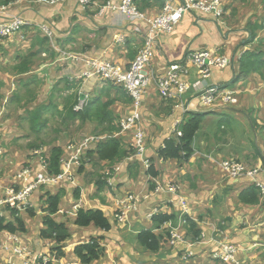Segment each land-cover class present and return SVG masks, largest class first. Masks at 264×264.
Masks as SVG:
<instances>
[{"label":"crops","instance_id":"1","mask_svg":"<svg viewBox=\"0 0 264 264\" xmlns=\"http://www.w3.org/2000/svg\"><path fill=\"white\" fill-rule=\"evenodd\" d=\"M89 1V6H86L80 0L57 3L20 0L9 8L10 15L31 22V26L0 43V202L10 189H20L33 181L40 170L41 158L38 155L41 153L36 152L42 150L49 155L55 146L54 139L45 143L42 138L47 134V127L34 128L33 117L37 109H42L43 119L50 118L54 113L50 110L51 103L59 104L62 111L64 101L77 93L78 103L100 97L112 102L109 110L115 122L120 123L121 118L131 112L132 103H128L121 87H113L97 76L85 77L90 71L85 59H102L128 69L145 46L149 24L106 8L108 3L119 6L121 0ZM164 3L165 0H146L137 8L152 18L162 12ZM224 9L220 18L197 10L189 12L173 31L161 35L154 46L152 70L155 75L158 78L164 76L172 65H186L188 55L193 52H217L231 59L241 51L264 52V0H229ZM7 19L0 16V22ZM120 38L121 41L118 40ZM64 53L79 55L81 59L68 60ZM236 65L214 70L205 80L199 78L195 67L188 65L190 69L186 79L198 87L184 97L185 103L192 111L217 116L209 120L204 144L200 140L197 144L196 135L195 153L188 161H163L157 156L164 140L174 136L177 122L181 124L185 116L174 109L170 101L160 97L156 83H153L147 89L143 102L145 156L133 155L115 164L120 171L112 176V184L102 192L97 191V179L90 174L88 167L77 174L74 183L64 182L37 189L31 199L35 215L31 217L24 210L20 212L26 222V233H17L20 241L11 242L9 232H0V264H9V261L23 264L13 253L15 247L26 249L31 258L39 253L52 252L54 242L40 237L44 226L43 208L46 207V194L55 195L60 190L64 198L60 202L59 213L53 218L67 223L71 238L65 243V256L57 259L52 255V264H81L74 254L75 247L102 236L106 255L92 264H264V195L259 190L260 202L244 203L239 195L253 184L245 178L232 180L215 163L236 159L249 166L264 165V88L261 87L264 72L235 82ZM208 86L232 87L238 92L239 104L227 105L219 99L211 107L204 106L199 93ZM250 112L254 113L253 118H250ZM215 124L218 128L214 131ZM97 127L95 121L83 124L77 120L69 127L61 128H72L70 134L73 135L81 133L71 143L77 144L89 136L97 137L89 149L94 151L108 136L94 134ZM247 128L257 130L256 150L236 145L238 142L241 146L246 144L243 138L248 133ZM121 138L124 147L131 148L134 134L127 133ZM69 143L58 146L65 149ZM147 162L154 163L157 171L162 172L153 180L154 183L160 182L163 174V182L168 180L181 186V194L189 204V216L203 233L199 241H193L186 232V224L183 223L186 216L181 215L171 194L151 190V177L145 170ZM102 165L109 164L103 162ZM167 167L174 169L172 176ZM257 179L264 184V172ZM77 193L79 199H75ZM130 194L138 199L136 206L128 205L126 222L118 224L114 218L115 203ZM79 208L101 209L113 224L112 229L105 232L93 226H76L75 214ZM155 209L177 215L178 221L172 227L178 228L183 244L173 247L166 243L159 253L146 252L139 247L137 235L154 227L150 214ZM6 216L7 219L12 218L9 213ZM164 228L156 232L162 233ZM222 244L236 248L234 261L226 263L213 259V254L220 251ZM187 251L192 254L189 260L184 259Z\"/></svg>","mask_w":264,"mask_h":264},{"label":"built area","instance_id":"2","mask_svg":"<svg viewBox=\"0 0 264 264\" xmlns=\"http://www.w3.org/2000/svg\"><path fill=\"white\" fill-rule=\"evenodd\" d=\"M20 0L11 2L9 5L0 6V16L8 18L6 21L0 22V43L4 40L20 34L23 28L31 26V22L9 14V8ZM41 2L57 3L65 0H40ZM139 0H121L119 6H114L111 3L106 5V8L117 10L118 12L127 15L131 18H137L145 20L149 24V32L146 38L144 48L140 51L136 60L132 63L129 69L117 66L115 63L105 61L96 58H86L85 63L90 68V71L85 74L86 78H94L95 76L101 78L104 81L110 82L115 86L122 87L126 90L129 96L132 98L131 112L127 116L121 118L120 127L121 132L116 136L121 137L127 133H133L134 139L131 143V148L134 149L135 157L143 158L146 153V136L143 132L142 120H143V102L147 89L156 83V87L163 100L175 101L176 110L181 111L183 114L190 110L188 104H185L183 97L192 89V85L185 79L188 74V67L192 66L199 70V74L202 79H209L213 70H224L234 64L235 59H231L228 56H217L216 52L200 51L193 52L188 55L186 65H172L169 67L167 73L162 77H156L150 70L153 58H154V46L157 39L166 33H170L182 20L183 16L192 11H201L206 14H213L216 18H220L224 12V6L229 0H165L162 12L155 16L149 17L146 14L139 12L137 8V2ZM83 5L89 6V0H80ZM43 28V27H41ZM121 41L122 39H118ZM65 58L68 60L76 61L80 60L79 55L64 53ZM242 54H239L237 58H241ZM236 58V59H237ZM189 65V66H188ZM190 68V67H189ZM195 86V85H194ZM197 87V86H195ZM264 88V82L261 84ZM237 90H224L218 92L215 88L208 87L202 91L201 98L204 105L210 106L216 100H221L223 104L236 105L238 103ZM87 104L86 100L79 102L75 110L77 112L82 111ZM180 122H177L174 132L177 136H182V133L178 130ZM97 137H86L79 141L77 144L70 143L65 148V156L62 158V172L58 175H52L49 173L48 157L44 154V151H37L36 154L40 159V170L36 172L33 181L28 185L23 186L20 189L12 188L7 195L0 202V217H6L8 211L21 212L33 208L31 199L35 191L41 187L57 186L64 182L74 183L77 171L82 166H87L86 153L89 151L92 142ZM101 139V138H100ZM98 142V141H96ZM2 151L0 150V157ZM219 170L231 178L232 180H238L245 178L249 180L258 190L264 195V184H262L257 176L264 172V165L260 167L248 169L245 165L241 164L235 159H228L220 162H215ZM151 166L150 162L145 164V170L148 171ZM31 171L29 168H27ZM25 171V174L28 173ZM120 168L114 167L111 170H106L104 173L108 177H112L114 174L119 173ZM108 179L111 185V180ZM181 186L177 184L163 185L160 182L156 183V192H168L176 200L178 208L183 214H189V204L181 194ZM137 198L132 194L126 198L118 200L115 203L116 212L114 214L119 224H124L127 220L126 208L130 205L135 208ZM77 210V209H76ZM157 210L154 211L156 213ZM153 214L150 215V217ZM185 223V221H183ZM18 234H11L9 240L11 242H19ZM184 243L183 237L179 234L178 228H172L170 232V245L175 247ZM13 253L18 256L23 264H49L52 259L51 254L39 253L38 256L32 257L26 249L21 247H15ZM236 248L230 244H222L220 251H216L213 254L214 260H221L226 263L235 260ZM191 253L185 252L184 259L189 260ZM9 264H16L9 261Z\"/></svg>","mask_w":264,"mask_h":264},{"label":"trees","instance_id":"3","mask_svg":"<svg viewBox=\"0 0 264 264\" xmlns=\"http://www.w3.org/2000/svg\"><path fill=\"white\" fill-rule=\"evenodd\" d=\"M14 0H0V6L9 5ZM146 0H139L138 4H141ZM162 1V0H151ZM255 28L253 30V36L255 35ZM258 53V54H257ZM235 82L241 78H246L254 73L264 72V52H245L238 61V69ZM111 84V83H110ZM112 85V84H111ZM114 87V85H113ZM122 88V87H121ZM123 89L124 95L127 97L128 103H132L131 97ZM73 93L64 101L63 110H59L60 105L51 103V109L54 110L51 117H57V128L63 126L69 127L71 123H75L79 120L85 124L87 122L95 121L98 125L94 134L101 135L107 134L108 136L101 141L96 150L87 151V160H97L98 163H107L110 166H114L135 154L133 148L126 149L121 137L116 136L121 132L120 123L115 122V118L112 116V112L109 110L113 104L110 101H104L100 98L90 99L87 107L81 111H75L76 104H78L79 97ZM48 110V111H50ZM42 109H37L34 112V128H45L48 126L49 118L43 119ZM32 118V119H33ZM205 114L199 112H189L185 115L184 121L179 126L178 130L182 133V136H172L164 140L163 145L158 149L157 156L163 161H188L195 153L194 142L196 135L201 129V125L204 122ZM42 120V121H41ZM41 122L43 124H41ZM99 127L102 130L99 131ZM59 131V129H56ZM116 136V137H115ZM65 150L63 147L55 145L50 150L48 155L49 173L52 175H58L62 172V158L64 157ZM261 156V153H260ZM84 166L80 168V173L83 172ZM156 165H152L148 169V175L152 179H156L160 176V171H157ZM110 177L103 173V176H99L95 180V186L98 192H102L108 187V179ZM150 183L151 190H156V184L153 180ZM248 183L249 181L246 180ZM250 184V183H249ZM61 190L59 193L52 195L46 194L47 199L45 201L46 207L44 209L45 215L43 216V229L40 232L41 239L51 240L54 242V246L51 249V255L57 259H61L65 256V243L71 238L70 230L67 223L57 222L53 217L60 211L61 202ZM80 194V193H79ZM240 199L246 204H255L260 202L259 190L255 185H249L239 195ZM75 199H79L78 193ZM29 215L32 217L35 215V209H28ZM11 219L7 217H0V232L6 231L11 234L26 233V224L21 218L19 212L13 210L10 212ZM178 221L176 214H170L167 212H160L153 216L151 222L154 227L151 229H144L137 235V243L144 251L150 253H159L164 244L169 243L170 230L164 228L166 224L172 223L175 226V222ZM186 232L190 235L193 241H199L202 238V230L198 228L197 222L190 216L185 217ZM74 224L78 227H90L93 226L101 231L108 232L112 229L113 224L101 209H84L79 208L76 212V218ZM163 232H156L161 231ZM104 237L92 238L87 243L79 244L74 249V254L78 258L81 264H92L95 261L102 259L106 255V248L103 245ZM52 256V257H53ZM49 264H52V259Z\"/></svg>","mask_w":264,"mask_h":264},{"label":"rangeland","instance_id":"4","mask_svg":"<svg viewBox=\"0 0 264 264\" xmlns=\"http://www.w3.org/2000/svg\"><path fill=\"white\" fill-rule=\"evenodd\" d=\"M60 89L62 90V85H61V87H60ZM191 92H193V91H189L188 93H186V95H185V98H186V96L187 95H190V93ZM253 114L254 113H252V112H250L249 113V116H250V118H253ZM213 118H217V116L215 115V114H208V115H206L205 116V119H204V122L202 123V125H201V129H200V131H199V133H200V135H199V133H198V136H197V144H198V142H199V140H200V142L201 143H205V140H204V135L206 134L205 132H206V130L208 129V124H209V120L210 119H213ZM57 119L58 118H55V117H50L49 118V120H48V126H47V129H46V132H47V134L45 135V136H43L42 138H43V140H44V142L45 143H49L48 141H52L53 139L55 140L54 142H53V144H55V145H61L62 143H63V145L64 144H66V143H68V142H70L71 143V141L73 140V138H75V137H79V135H81V133L79 132V133H77V134H75V135H73L72 133L70 134V129L72 130V128H58L59 129V131H57L56 130V128L59 126L58 124H57ZM42 121V120H41ZM41 124H43L42 122H41ZM144 125V124H143ZM142 125V126H143ZM79 128V127H77V126H74L73 128ZM144 128H145V125H144ZM148 128H150V127H148ZM218 128V126L215 124V128H214V131L216 130ZM220 128V127H219ZM88 129H91L92 130V128H88ZM247 130V134L244 136V141L246 142V144H244L243 146H241V142H238L236 145L238 146V147H244V148H249V149H251V150H256V149H258L257 148V142H256V134H255V131H257V130H253L252 128H247L246 129ZM204 132V133H203ZM85 134H87V130H85V132H84ZM257 137H259L260 138V135L258 134L257 135ZM40 143H42L41 141H40ZM59 143V144H58ZM202 144V145H203ZM197 150V149H196ZM230 160V159H229ZM238 162H240L241 164H243V165H245L248 169H253V168H257V167H260L261 165H257V166H249V165H247V164H245V163H243V162H241V161H239V160H237ZM170 167V166H169ZM169 167H167V168H169ZM88 168H90V170H91V173L90 174H93L96 178L95 179H97L99 176H101L102 175V172H104L106 169H110L111 167H110V165H102V163H100V164H95V162H94V160L92 161V163L90 164V166L88 167ZM84 169H86V168H84ZM169 170L170 171H168L169 173H170V175H171V171L172 170H174V169H172V168H169ZM161 172V171H160ZM162 173V172H161ZM160 173V174H161ZM165 175H167V173H165ZM172 176V175H171ZM90 178V177H89ZM165 178V176L162 174V177L160 178V183L161 184H163V185H167V184H169V183H171V184H173L172 183V181H168V180H164V181H167V182H163L162 180ZM173 181H176L177 183H179L178 181H177V179H174ZM180 184V183H179ZM64 198V195H62L61 196V200ZM28 215H29V213H28ZM181 215L182 216H186L185 214H183V212L181 211ZM23 219V218H22ZM24 220V219H23ZM25 222V221H24ZM25 224H26V222H25Z\"/></svg>","mask_w":264,"mask_h":264},{"label":"clouds","instance_id":"5","mask_svg":"<svg viewBox=\"0 0 264 264\" xmlns=\"http://www.w3.org/2000/svg\"><path fill=\"white\" fill-rule=\"evenodd\" d=\"M137 6H138V2H137ZM185 16V15H184ZM183 16V17H184ZM183 19V18H182ZM215 53V52H214ZM245 52H243V51H241L240 53H238L237 54V56L239 55V54H242V56H243V54H244ZM216 54H218L217 56H222L221 54H219V53H217L216 52ZM224 56H226V55H224ZM237 56L235 57V58H233V59H235V61H234V64H232L231 66H235V64H237L236 65V67H238V61L239 60H241V58H242V56H241V58H237ZM237 58V59H236ZM154 59V58H153ZM136 60V59H135ZM134 60V61H135ZM132 65V64H131ZM131 65H130V67H131ZM152 65H153V61H152V64H151V67H150V70L153 72V70H152ZM230 66V67H231ZM129 67V68H130ZM128 68V69H129ZM229 68V67H228ZM124 69H126V68H124ZM189 67H188V74H187V76L185 77V79L188 77V75H189ZM197 69V68H196ZM227 69V68H226ZM237 69V68H236ZM198 70V69H197ZM225 70V69H224ZM199 71V70H198ZM214 71V70H213ZM154 73V72H153ZM213 73V72H212ZM154 75H155V73H154ZM157 77V76H156ZM199 78L200 79H202L201 78V76H200V74H199ZM102 80V79H101ZM187 80V79H186ZM202 80H204V79H202ZM104 81V80H103ZM188 81V80H187ZM104 82H107V81H104ZM189 82V81H188ZM107 83H110V82H107ZM190 83V82H189ZM263 83V82H262ZM261 83V84H262ZM112 84V83H111ZM191 84V83H190ZM113 85V84H112ZM192 85V89L190 90V91H194V89H197V87H198V84H191ZM197 86V87H195V86ZM115 86V85H114ZM118 87V86H117ZM208 87H210V88H215V89H217V91L218 92H222V91H224V90H235V89H232V87H226V88H220V87H217V86H208ZM208 87H206L205 89H207ZM205 89H203V90H201L200 91V93H199V97H200V99H201V101H202V98H201V94H202V91H204ZM125 90V89H124ZM126 91V90H125ZM236 91V90H235ZM129 95V94H128ZM186 95V94H185ZM185 95H184V97H185ZM184 97H183V101L185 102V99H184ZM238 97V100H239V96H237ZM132 99V98H131ZM86 100V99H85ZM171 102V106H176V102L175 101H170ZM79 104V103H78ZM89 104V101L87 102V104L85 105V107H84V109L87 107V105ZM186 104V103H185ZM202 104H203V102H202ZM237 104H239V101H238V103ZM236 104V105H237ZM204 105V104H203ZM212 105H213V103H212ZM212 105H210V106H207V105H204V106H206V107H211ZM77 106V105H76ZM234 106V105H233ZM76 108V107H75ZM83 109V110H84ZM174 109H176V108H174ZM82 110V111H83ZM76 111V110H75ZM79 112H81V111H79ZM189 112H197V111H192V109H190L188 112H186L185 114H184V116L187 114V113H189ZM199 113H201V112H199ZM202 113H204L205 115H207V113H205V112H202ZM182 124V123H181ZM180 124V125H181ZM179 125V126H180ZM179 126H178V128H179ZM174 135H175V132H174ZM177 136V135H176ZM178 137V136H177ZM70 144V143H69ZM65 150V149H64ZM65 155V154H64ZM47 157H48V155H47ZM236 160V159H235ZM152 165V164H151ZM90 166V163H89V161L87 162V166H84V168H87V167H89ZM112 169V167L110 168V170ZM107 170H109V169H107ZM79 171H80V169L77 171V174L79 173ZM106 171V170H105ZM104 171V172H105ZM103 172V173H104ZM146 173H148V171H146ZM151 177V176H150ZM110 179H112V177L110 178ZM157 179V178H156ZM156 179H152V177H151V180H156ZM107 183H108V187L110 186V184H109V182L107 181ZM156 184V183H155ZM45 188V187H44ZM155 191V190H154ZM183 196V195H182ZM34 208V207H33ZM155 210H157V212L156 213H154V211ZM153 212H151V214H153V216H155L156 214H158V213H160V212H163L161 209H155ZM10 212H12V211H8L7 213H9L10 214ZM77 212V211H76ZM26 213H28V210H26ZM19 214H20V212H19ZM115 214V213H114ZM150 214V215H151ZM76 215V214H75ZM153 216H151L150 217V219H152L153 218ZM186 216H189V214L188 215H186ZM6 217H8V216H6ZM114 218H115V216H114ZM115 220H116V218H115ZM116 222L118 223V221L116 220ZM186 223V222H185ZM119 224V223H118ZM168 225V230H170V232H171V229L172 228H174V227H172V223H169V224H166L165 226H167ZM9 234H11V233H9ZM169 245H170V239H169ZM49 254H51V252L49 253ZM216 261H218V260H216Z\"/></svg>","mask_w":264,"mask_h":264},{"label":"flooded vegetation","instance_id":"6","mask_svg":"<svg viewBox=\"0 0 264 264\" xmlns=\"http://www.w3.org/2000/svg\"><path fill=\"white\" fill-rule=\"evenodd\" d=\"M117 165V164H116ZM116 165L112 166V168H114Z\"/></svg>","mask_w":264,"mask_h":264}]
</instances>
